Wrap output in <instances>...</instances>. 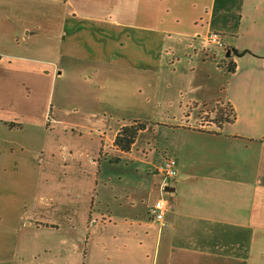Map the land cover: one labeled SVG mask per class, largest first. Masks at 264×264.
Returning a JSON list of instances; mask_svg holds the SVG:
<instances>
[{
    "label": "crops",
    "instance_id": "obj_1",
    "mask_svg": "<svg viewBox=\"0 0 264 264\" xmlns=\"http://www.w3.org/2000/svg\"><path fill=\"white\" fill-rule=\"evenodd\" d=\"M183 1L162 14L156 0H0L28 37L42 28L34 2L61 7L42 20L72 38L74 110L51 104L61 47L53 60L0 41V163L15 169L17 143L29 149L40 193L25 215L60 228L41 215L56 206L76 224V264H264V0H199L197 15ZM212 30L227 51L206 42ZM130 111L149 125L126 152L115 140ZM170 156L179 175L163 193ZM17 176L0 173V191ZM163 195L165 223L149 216ZM2 238L0 264H17Z\"/></svg>",
    "mask_w": 264,
    "mask_h": 264
},
{
    "label": "rangeland",
    "instance_id": "obj_2",
    "mask_svg": "<svg viewBox=\"0 0 264 264\" xmlns=\"http://www.w3.org/2000/svg\"><path fill=\"white\" fill-rule=\"evenodd\" d=\"M197 1L199 0L183 1L191 11L190 14H199L195 6ZM173 2L174 0H156V4L159 5L158 9L162 14L167 13L168 8L173 6ZM33 9V24H42V28H34V32L29 37L22 30L10 28L7 18L0 17L1 45L9 48V46L15 47L18 42L21 45L28 42L33 46V55L48 57L53 60L56 58L58 60L61 50L57 49L61 47L66 56H60L59 62L62 64L61 70L65 71V75L54 81V100L51 104L54 108L62 105L74 110L76 109V69L70 64L72 62L67 61L68 55L71 57L73 54L70 51L73 45L72 38L65 39L64 35L58 37L57 33H50L48 30L52 28L50 25L53 26L54 24L53 28L57 29V20L54 18L42 20V15L47 13H49V17H52L53 12L61 13V7L51 3L46 5L34 2ZM1 14H5V12L2 11ZM36 30L40 33H36ZM42 47L45 48L41 49ZM126 118L132 121L137 117L130 111ZM24 134L25 132H14L11 140L25 143L27 141ZM13 158H16L15 169L9 167L10 162L6 163L5 169H3L4 165L0 163V173L16 171L18 175L16 182L19 184V187L15 188L14 191H0V238L4 239L2 237H5L9 241L15 240L17 264H76V224H69L66 215L63 212L61 214L56 206H52L50 212H41V215L43 216L42 220H54L61 226L60 228L46 226L38 228L33 217L25 215V208L33 207L39 202L40 191L35 179L37 168L35 166L37 164L32 161L29 149H22L21 143H17ZM2 250L3 245H1Z\"/></svg>",
    "mask_w": 264,
    "mask_h": 264
},
{
    "label": "built area",
    "instance_id": "obj_3",
    "mask_svg": "<svg viewBox=\"0 0 264 264\" xmlns=\"http://www.w3.org/2000/svg\"><path fill=\"white\" fill-rule=\"evenodd\" d=\"M206 42L223 51L228 50V45L224 35L218 31H209L206 35ZM231 65V64H230ZM232 67V65H231ZM157 171L161 175L162 192L166 193V189L174 185L179 175L178 159L174 156L167 157L163 163L157 166ZM168 210V200L163 195L158 198L150 207V219L156 222L165 223V216Z\"/></svg>",
    "mask_w": 264,
    "mask_h": 264
},
{
    "label": "trees",
    "instance_id": "obj_4",
    "mask_svg": "<svg viewBox=\"0 0 264 264\" xmlns=\"http://www.w3.org/2000/svg\"><path fill=\"white\" fill-rule=\"evenodd\" d=\"M233 67L230 65V69L233 70ZM225 115H221L222 119L224 120H234L235 114L231 109H226L224 112ZM149 125L147 121H132L130 124L124 125L121 130L119 131L115 144L118 148L123 151L129 152L131 151L134 143L136 142L139 134L141 131L145 130Z\"/></svg>",
    "mask_w": 264,
    "mask_h": 264
}]
</instances>
